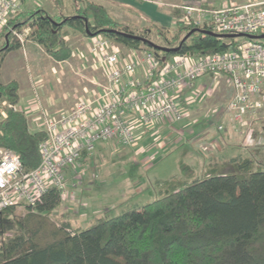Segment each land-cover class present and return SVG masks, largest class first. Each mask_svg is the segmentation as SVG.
Instances as JSON below:
<instances>
[{"label":"trees","instance_id":"obj_1","mask_svg":"<svg viewBox=\"0 0 264 264\" xmlns=\"http://www.w3.org/2000/svg\"><path fill=\"white\" fill-rule=\"evenodd\" d=\"M53 1L66 9V0ZM71 6L73 13L64 18L43 7L11 16L0 34V67L9 51L22 46L14 32L25 28L57 61L73 53L65 27L88 37L103 35L126 49L153 50L160 60L236 49L253 40L197 28L182 20L180 8L167 9L176 19L173 31L154 22L131 29L96 0H72ZM174 47L179 51H164ZM19 100L17 80L0 82L5 112L0 146L17 153L30 171L41 162L47 133L31 130L27 115L17 108ZM225 165L210 166L201 176L157 179L159 197L118 215H101L87 227L52 218L62 194L51 187L23 214L17 206L0 213V264H264V167L253 169V160L243 157Z\"/></svg>","mask_w":264,"mask_h":264},{"label":"built area","instance_id":"obj_2","mask_svg":"<svg viewBox=\"0 0 264 264\" xmlns=\"http://www.w3.org/2000/svg\"><path fill=\"white\" fill-rule=\"evenodd\" d=\"M22 4L23 0H0V34ZM157 4L166 9L180 8L182 20L197 28L221 34H264V0L221 7L205 2ZM172 19L176 26V19ZM14 33L23 44L22 35ZM251 39L236 49L204 55L178 53L162 61L153 50L133 49L123 54L122 47L111 39L91 37L87 48L103 71L105 82H98L91 96H81L60 114L48 111L35 90L42 130L47 133L40 144L42 159L37 168L25 171L20 156L0 146V213L11 206H35L51 187L58 188L62 200L68 197L70 188L82 183L80 161L94 156L98 141L136 146L138 129L165 118L181 121L192 107L190 99L199 92L198 81L203 77H209L210 84L200 90L230 80L233 94L223 112L237 125L243 124L248 116L264 109V43L258 41L261 38ZM83 58L87 60L86 54ZM141 65L146 70L139 78ZM218 129L224 126L219 124Z\"/></svg>","mask_w":264,"mask_h":264},{"label":"rangeland","instance_id":"obj_3","mask_svg":"<svg viewBox=\"0 0 264 264\" xmlns=\"http://www.w3.org/2000/svg\"><path fill=\"white\" fill-rule=\"evenodd\" d=\"M38 1H40L41 4L39 7H43L56 18H64L73 13L71 6L72 0H66V9L56 6L53 0ZM158 1L183 5L198 4L202 0ZM242 1L245 0H208L209 4L215 7L231 2L241 3ZM99 2L103 3L108 8L113 17L122 24L129 26L131 29L148 26L154 22L174 31V22L172 23L170 20L169 11L165 9L164 5L142 2L140 5L131 6L130 3L126 2L125 5H123L124 7H121L116 5L117 2L113 0H99ZM28 7L34 8L31 3ZM141 8L144 10L151 8L153 10L152 16L147 15V13L142 11ZM21 10H23V4ZM163 15L164 17H162ZM64 30L78 33V31L68 27H65ZM29 32V28H25L24 33H20L23 38V44H27L29 43L28 40H32L28 37V34H30ZM3 41L4 40L0 37V45L3 44ZM74 42L79 43L75 36L70 38L69 43L74 47ZM82 46V49L87 56V69L94 75L96 73L97 76H95L99 80L98 82H105V75L103 71L97 67L95 57L89 53L86 42H84ZM15 55L18 56L19 68H21L23 62L25 64V61L27 60L24 59L23 53L20 54V52H17ZM12 60V62H6L7 65L5 66L4 72L0 74V82H7L10 78L15 77L17 65L15 64V58ZM45 66L47 67V65ZM84 78L85 77L82 79ZM85 80L88 79L85 78ZM203 81L210 84L209 77L203 78ZM89 84L91 86H96L92 83ZM197 94L194 95L193 99H190L191 105L193 106L194 103L192 102H195L199 96V102L197 101L196 104L197 111L200 112V114H209L205 117V120H209L210 123L212 122V133L218 137L217 139L210 140L207 144L204 143L201 147V151L204 153H210L212 151L216 152L219 149H223V157H215V155H212L211 158H214L215 161L212 162L211 160L206 168L216 164L227 165L234 157L252 159L253 169L264 167V109L253 116H248L243 124L237 125L231 115L223 112V107L231 98V85L228 81L222 80L217 87L207 86L206 89H199ZM75 104L76 103L70 105L68 109ZM214 109L217 113H213L215 111ZM211 114H220V116L213 117ZM4 116V107L0 104V118H3ZM219 124L224 126L223 130L218 129ZM106 142L107 141H98L96 143L94 156L87 158L86 161H80L82 164L81 167L84 168L81 173L82 183L80 185L83 192L77 190L73 191V188H70L71 192L69 191L70 193L68 197L63 199L61 205L53 211V219L64 221L68 220L67 217H70L73 218L71 223L74 227H87L96 222L101 215H118L126 209L142 205L159 197V189L158 187H154L156 182L154 179L157 180L162 178V180H165L189 171L183 163L179 162L180 159L178 154H172L170 157L164 155L162 159L157 161H152L151 159L144 161L141 157L134 155V151H132L133 146L125 147L122 146L120 142L116 141V152L113 153L104 150L106 148L104 146ZM215 144L217 145L215 146ZM106 153H108V155H106ZM135 157L136 161H134ZM200 165H202V163ZM198 170L201 172L204 171L203 167H199ZM200 175H202V173ZM148 178H151L152 182L148 186L143 187L140 180H144L145 182L142 183L147 184ZM136 181L137 183H135ZM73 193L76 195L74 200L71 196ZM124 193L128 194L130 197L127 198ZM112 196L115 197L112 198ZM17 211L19 214H23L26 212V205L22 204L17 206Z\"/></svg>","mask_w":264,"mask_h":264},{"label":"crops","instance_id":"obj_4","mask_svg":"<svg viewBox=\"0 0 264 264\" xmlns=\"http://www.w3.org/2000/svg\"><path fill=\"white\" fill-rule=\"evenodd\" d=\"M113 1L117 2L116 5L124 7L123 5H125L126 2L130 3L131 6H137L142 2L157 4L158 0ZM246 1L248 0L242 1L241 3ZM200 2H206L209 4L208 0H202ZM30 3L33 4L34 8L41 6L40 1L38 0H23V10L32 9L28 7ZM141 10L145 11L147 15L152 16L153 10L151 8H147L145 10L141 8ZM162 17H164V15ZM170 20L173 21L171 16ZM74 36L79 43L74 42L75 46L73 47L69 43V41L70 38ZM90 39L91 37L85 36L80 32L75 33L67 31L66 40L72 47L73 53L69 59L63 61H57L52 58L44 50L42 45L33 39L31 41L28 40L29 43L22 44L21 47L9 51L6 54L4 61L2 62L0 67V74L4 72L5 66L7 65L6 62H12V59L15 58V64L17 65L16 75L15 77L10 78L8 81L15 79L19 83L20 100L17 104V108L25 112V114L27 115L32 131L42 130L41 120L39 116L40 112L35 102V90L39 92L41 101L46 106L48 111L54 114H60L63 110L68 109L70 105L76 103V101L81 96H91L92 91L98 87L97 83L99 80L96 78V73L95 76L91 73L90 70L87 69L88 66H86V60L83 58V55L86 53L83 51L82 45L84 44V42H86L87 45ZM121 47L123 54H127L133 50L123 48V46ZM17 52H20V54L23 53L24 59L27 60L25 61V64L23 62L21 68H19L17 59L18 56L15 55L17 54ZM140 54H142V52H140ZM45 65H47V67ZM145 70V66L141 65L137 77L142 78L145 74ZM83 77L87 78L88 80H85V78L82 79ZM203 78H201L202 80L200 79L198 81L197 88L199 89L203 88L202 86L205 87V85H207V82L203 81ZM224 80L230 83V96H232L233 86L229 79ZM89 83H92L96 86H91ZM197 101L199 102V96L195 100V102H192L194 103L193 106L191 105V108L188 107L189 112L181 121H173L171 119L165 118L155 121L148 126L140 128L137 131V134L140 138L139 143L136 146L132 147L134 155L137 157H141L144 161H148L149 159H151L152 161H157L159 159H162L164 155L170 157L172 154H178L180 159L179 162L183 163V165H185L189 169V171H187L186 173L184 172L183 174H178L179 177H196L201 176V173L202 175L205 174L208 170V168H206L208 163H210L211 160L212 162L215 161L214 158H211V156L215 155V157H223V149H219L216 152L212 151L210 153H204L201 151V147L204 145V143L207 144L210 142V140L217 139L218 137H216L212 133V122L210 123L209 120H205V117H207L209 114H200V112L197 111ZM213 113H216V110ZM211 115L213 117L220 116V114ZM115 143L116 141L114 140L109 142L107 141L104 145L106 147L104 150L113 153L116 152ZM216 145L217 144H215V146ZM108 153H106V155H108ZM134 161H136V157L134 158ZM201 163L202 165H200ZM81 166L82 165H80V168ZM199 167H203L204 171L201 172L200 170H198ZM154 181H156V179H154ZM142 182L145 181L140 180V183L143 185V187H146L152 182V179L148 178L147 184H143ZM135 183H137V181ZM154 187H157L156 184ZM74 190L83 192L81 186L73 187V191ZM124 194L127 198L130 197L128 196V194ZM71 196L74 200L76 195L73 193ZM114 197L115 196H112V198ZM67 219L70 222H72L73 220V218L70 217H67Z\"/></svg>","mask_w":264,"mask_h":264},{"label":"water","instance_id":"obj_5","mask_svg":"<svg viewBox=\"0 0 264 264\" xmlns=\"http://www.w3.org/2000/svg\"><path fill=\"white\" fill-rule=\"evenodd\" d=\"M226 37H230V36H237V37H242V36H248L250 38H254V37H258V38H264V34L262 35H245V34H237V35H233V34H226ZM180 47H174V48H165L164 51L166 52H177L179 51ZM166 59V57H162V61H164Z\"/></svg>","mask_w":264,"mask_h":264}]
</instances>
